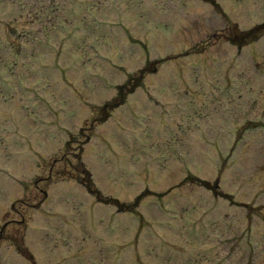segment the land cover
<instances>
[{
	"label": "rangeland",
	"instance_id": "rangeland-1",
	"mask_svg": "<svg viewBox=\"0 0 264 264\" xmlns=\"http://www.w3.org/2000/svg\"><path fill=\"white\" fill-rule=\"evenodd\" d=\"M94 16L115 30L111 46L96 38ZM261 23L264 0H0V218L12 211L5 226L18 235L25 224L17 221H29L24 235L38 264H90L84 249L98 229L103 244L89 259L264 264V35L238 48L223 38ZM90 43L101 45V70ZM149 60L161 62L138 93L96 133L82 128ZM79 160L105 196L131 203L145 192L138 213L96 203L74 180L51 184L64 165L77 173ZM187 176L217 184L220 195L191 183L157 200L154 190ZM33 183L51 184L41 209L17 201L7 212L16 187L42 204ZM132 231H144L137 245ZM60 237L81 238L67 258L50 248L62 247ZM7 248L0 264H29Z\"/></svg>",
	"mask_w": 264,
	"mask_h": 264
}]
</instances>
